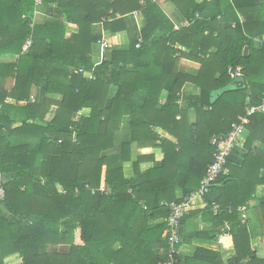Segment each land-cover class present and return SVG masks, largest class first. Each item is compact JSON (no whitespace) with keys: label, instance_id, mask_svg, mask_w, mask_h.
Listing matches in <instances>:
<instances>
[{"label":"trees","instance_id":"obj_1","mask_svg":"<svg viewBox=\"0 0 264 264\" xmlns=\"http://www.w3.org/2000/svg\"><path fill=\"white\" fill-rule=\"evenodd\" d=\"M168 1L182 19L177 27L157 0H43L37 7L34 0H0V264L13 254L19 264L167 259V204L199 187L213 161L210 136L227 133L264 95V0ZM35 9L43 21H33ZM133 12L143 21L134 37L125 47H105V59L95 64L96 25L119 32ZM68 24L78 31L67 37ZM3 55L16 59L2 61ZM181 58L196 62L197 70H182ZM230 67H240L241 77L231 76ZM7 79L14 81L9 89ZM234 80L235 87L226 89ZM186 84L196 93L180 104ZM83 108L89 114L77 115ZM246 129L247 139L233 148L214 183L219 185L200 198L212 228L187 230L197 212L181 218L185 230L175 264H225L221 251L178 254L193 239L217 240L225 223L230 228L221 247L234 249L227 263L264 264L238 210L264 185V159L252 154L255 142L264 145V116L251 114ZM133 143L158 148L162 157L141 171L153 156L132 159ZM105 184L107 194L100 192ZM259 208L264 226V198Z\"/></svg>","mask_w":264,"mask_h":264},{"label":"crops","instance_id":"obj_2","mask_svg":"<svg viewBox=\"0 0 264 264\" xmlns=\"http://www.w3.org/2000/svg\"><path fill=\"white\" fill-rule=\"evenodd\" d=\"M200 2L201 0H197ZM157 2L160 3L162 9L165 11V13L174 21L175 27L178 26L179 22H182V19L178 12L175 9V6L170 3L168 0H157ZM126 29H123L116 33H111L109 31H106L103 28L102 23H98L96 25L95 32L100 34V37L98 38L96 44L92 47L91 57L95 64L99 63L101 60L105 59V49L110 47L115 48H122L125 47L129 40L134 37L135 33L138 31L141 24H143V21L140 19V14L138 12H133L131 14L126 15ZM119 17V16H118ZM45 18V15L40 12V10L34 14L33 21L34 22H41ZM78 28L76 25L68 24L66 29V36L68 37L72 33H77ZM99 40H106L108 42V46L102 47L100 43H98ZM260 42V41H259ZM185 50V49H183ZM16 59V56L13 55H3L1 60L2 61H14ZM179 67L182 68V70H186L187 72H195L198 68V64L194 61L188 60L186 58H181L179 61ZM14 81L13 79H7L5 81V88L9 89L12 87ZM236 80H234L231 84H229L226 89H232L236 85ZM195 87L186 84L181 89V97H180V104L183 102V99L186 98L188 95H192V93L195 92ZM221 90H217L213 93V96H217ZM167 91L163 89L160 94L159 102L163 103L166 99ZM12 102V101H11ZM22 104V103H20ZM55 108L52 107L50 112L48 113L46 119L52 118L54 114ZM81 115H88L89 109L83 108L80 110ZM189 121L194 120L195 113L193 111H189ZM124 124V123H123ZM121 126L120 133L125 131L124 126ZM156 131L167 138H169L172 141H175V139L170 136L168 133H166L161 128H156ZM249 132L247 129L245 130V133L243 135V141L241 145L244 143V141L247 139ZM255 149L252 150V154L254 157L264 159V145H262L260 142L254 143ZM131 156L132 159H135L137 154L141 155H152L153 161H146L140 164V170L144 171L154 165V161L159 160L162 157V153L160 149L158 148H137L135 143L131 146ZM124 172L127 176H129L132 173V168H130V163L125 164ZM264 198V185H257L255 187V193L253 194L252 198L248 201L246 206V220L248 223V231L251 237V247L253 250H255L257 256L264 258V226L261 223V209L259 208L261 204V200ZM205 203L201 201L200 198H196L192 205L188 208L186 213L190 212H197L194 213L192 217H190L186 222V228L189 231H207L212 228V224L209 222V220L204 219L203 216V210L205 208ZM182 226V225H181ZM183 231L185 230L184 226ZM195 248H202L206 250L211 251H221L222 252V258L225 264L227 263V260L230 259L234 255V249L232 246H226L224 248L221 247V240L217 238V240H209V239H193L190 244H183L178 248V254L181 256H190ZM20 257L18 254H13L4 259L5 264H19L20 263Z\"/></svg>","mask_w":264,"mask_h":264},{"label":"built area","instance_id":"obj_3","mask_svg":"<svg viewBox=\"0 0 264 264\" xmlns=\"http://www.w3.org/2000/svg\"><path fill=\"white\" fill-rule=\"evenodd\" d=\"M34 2L35 7H37L42 4L43 0H34ZM36 12L37 10L35 9V13ZM183 24H186V22ZM139 42H141V39H139ZM98 43H100L102 47L108 46V42L106 40H99ZM28 44L29 41H26L24 46L26 47ZM136 46L138 47L139 43H137ZM78 72H84V70L79 68ZM228 72L231 76L237 78L241 77L242 75L240 67L235 69L230 67ZM92 78L94 77L92 76ZM31 101H34V98H32ZM26 102L27 101H22L21 103L24 105ZM245 112L246 114L239 115L237 117V121L231 123V127L227 133H214L210 136L209 143L214 148L213 161L207 166L206 172L200 181L199 187L190 194L184 196L180 202H171L167 204L169 206V214L166 220L167 226L163 233L168 245L167 259L163 262H159L158 264H175L174 254L177 253L176 246L180 242L181 234L179 233V227L181 226V218L192 205L194 200L196 198H202L209 191V188L215 183L217 177L221 173L226 172L225 165L229 155L231 154L233 148L240 145L243 141L246 125L249 123V116L256 112L261 113L264 116V95L258 105L246 107ZM77 115H80V111L77 113ZM108 191L109 187L107 184L100 187V192L107 194ZM61 192L64 191L61 190ZM92 192H94V190H92ZM3 195L4 190L2 186H0V199L3 197ZM218 209L219 205L217 203H213L212 210L214 214H217ZM238 210L240 212L241 221L243 223L246 222V206H239ZM229 228V224L225 223L224 231L218 235L219 240L228 235Z\"/></svg>","mask_w":264,"mask_h":264},{"label":"water","instance_id":"obj_4","mask_svg":"<svg viewBox=\"0 0 264 264\" xmlns=\"http://www.w3.org/2000/svg\"><path fill=\"white\" fill-rule=\"evenodd\" d=\"M247 51H248V48L245 47V48H244V51H243L244 55H246ZM213 185H219V184H213ZM182 232H183V227L180 226V227H179V233L181 234Z\"/></svg>","mask_w":264,"mask_h":264},{"label":"rangeland","instance_id":"obj_5","mask_svg":"<svg viewBox=\"0 0 264 264\" xmlns=\"http://www.w3.org/2000/svg\"><path fill=\"white\" fill-rule=\"evenodd\" d=\"M59 189H61V188L59 187Z\"/></svg>","mask_w":264,"mask_h":264}]
</instances>
